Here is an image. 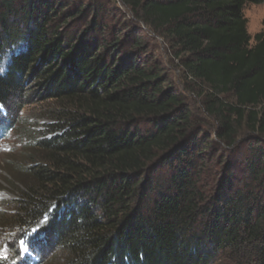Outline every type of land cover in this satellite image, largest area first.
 <instances>
[{
	"label": "trees",
	"instance_id": "obj_1",
	"mask_svg": "<svg viewBox=\"0 0 264 264\" xmlns=\"http://www.w3.org/2000/svg\"><path fill=\"white\" fill-rule=\"evenodd\" d=\"M119 2L130 16L109 0H0V136L24 125L0 250L21 262L37 230L40 264H264V30L252 38L245 16L264 0ZM134 20L207 89L216 131ZM28 83L46 130L9 121Z\"/></svg>",
	"mask_w": 264,
	"mask_h": 264
},
{
	"label": "rangeland",
	"instance_id": "obj_2",
	"mask_svg": "<svg viewBox=\"0 0 264 264\" xmlns=\"http://www.w3.org/2000/svg\"><path fill=\"white\" fill-rule=\"evenodd\" d=\"M107 1V0H106ZM111 1V4L117 5L121 10H123L128 16L129 12L125 9V7L119 2V0H109ZM245 16L248 19L249 24V33L254 38L257 34L261 33V31L264 30V4H261L260 6H254L250 5L246 7L245 9ZM129 19V18H128ZM132 20V18H130ZM130 20V21H131ZM125 21V20H124ZM133 21V20H132ZM134 23L137 25H141L143 29L146 32V37H143L144 40L147 41L148 45H150V48L152 50V54L154 53L165 65V68L168 72V74L171 77V81H173L176 85V88L179 90L180 93L184 94V96L188 99L193 114L197 117L200 122L205 124L212 130L213 132L216 131L219 128L218 121L212 117L208 116L206 113V94L207 89L200 83H196L195 81L189 79L183 69L180 66V62L176 58L175 51L173 50L172 45H170L163 37H161L159 34H157L155 31L144 27L140 22L134 20ZM253 42V41H252ZM254 43V42H253ZM11 53H8L4 58L2 63L3 66H8ZM2 66V68H3ZM7 69L3 68V71ZM227 101L229 103L234 102V98L231 97V95L227 96ZM48 103H45L42 101V99L39 97V94L37 93V85L28 83V86L26 88L25 94L20 99H12L11 106L9 107V121H16L18 113H20V119H29V121L32 123L33 126H35L38 130H46L47 124L52 123L53 121L49 119H44L42 117H39L40 113L43 111L44 108H46ZM22 107V110H21ZM20 109V111H19ZM2 112L5 111V109H1ZM23 124H20L18 122L17 128L15 131H11V133H3L0 136V211L1 212H9L11 210L10 205L13 201L18 200L19 194L17 193V188L13 184L15 179L11 174L9 173L10 170L7 168L4 169L3 167L7 164H11L13 161L12 159H9L8 156L11 154H15L17 157L21 155V139H19L20 130L23 127ZM19 131V132H18ZM213 134V133H211ZM220 154V151H218ZM219 157V155H218ZM217 157V158H218ZM20 158V157H19ZM216 158V159H217ZM219 159V158H218ZM18 160V159H17ZM213 166V165H212ZM214 166H216L214 164ZM216 168V167H212ZM12 171V170H11ZM12 207V206H11ZM37 230L33 231V234L29 235V239L31 238L34 233H36ZM28 240H22L20 241V244H23L24 241ZM32 251L27 255L24 256V254H21L20 261L18 263V259L10 257V254L12 251L10 250L9 246L7 248V245L3 246L0 250V259L3 260L6 256L8 259L9 264H40L37 254V249L34 247L33 240L30 241ZM19 247V246H18ZM7 248L9 251L6 253L3 252V249ZM53 258V253L50 252V254L44 255V260L47 262L50 261V259ZM219 264H236L232 260H226L224 263L221 262Z\"/></svg>",
	"mask_w": 264,
	"mask_h": 264
},
{
	"label": "snow or ice",
	"instance_id": "obj_3",
	"mask_svg": "<svg viewBox=\"0 0 264 264\" xmlns=\"http://www.w3.org/2000/svg\"><path fill=\"white\" fill-rule=\"evenodd\" d=\"M0 70H2V69H0ZM7 251H9V249H7V248L3 249V252L6 253ZM17 251L22 252L24 254V256H27L32 251L30 240L24 241L23 244L19 245ZM21 258L23 259L24 257L22 256ZM6 259H7V257L5 256L3 260H0V264H6Z\"/></svg>",
	"mask_w": 264,
	"mask_h": 264
}]
</instances>
